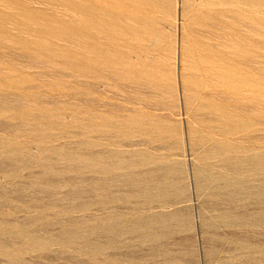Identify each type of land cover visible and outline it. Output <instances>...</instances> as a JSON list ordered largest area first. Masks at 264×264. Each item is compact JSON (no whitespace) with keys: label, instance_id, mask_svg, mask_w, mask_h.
I'll return each mask as SVG.
<instances>
[{"label":"rangeland","instance_id":"1","mask_svg":"<svg viewBox=\"0 0 264 264\" xmlns=\"http://www.w3.org/2000/svg\"><path fill=\"white\" fill-rule=\"evenodd\" d=\"M0 264H264V0H0Z\"/></svg>","mask_w":264,"mask_h":264},{"label":"bare ground","instance_id":"2","mask_svg":"<svg viewBox=\"0 0 264 264\" xmlns=\"http://www.w3.org/2000/svg\"><path fill=\"white\" fill-rule=\"evenodd\" d=\"M100 1V0H99ZM98 2V1H97ZM113 7V6H112Z\"/></svg>","mask_w":264,"mask_h":264}]
</instances>
